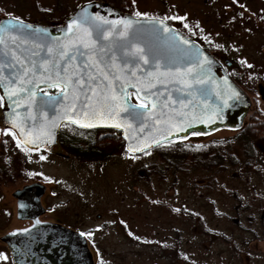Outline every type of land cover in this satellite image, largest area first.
I'll return each instance as SVG.
<instances>
[{
	"label": "rangeland",
	"instance_id": "rangeland-1",
	"mask_svg": "<svg viewBox=\"0 0 264 264\" xmlns=\"http://www.w3.org/2000/svg\"><path fill=\"white\" fill-rule=\"evenodd\" d=\"M87 2L174 23L232 64L248 107L238 128L101 162L66 150L72 126L60 132V152L26 154L9 133L0 169L13 178L3 197L23 183L46 185L44 219L102 229L100 264H264V0H0V17L56 25Z\"/></svg>",
	"mask_w": 264,
	"mask_h": 264
},
{
	"label": "water",
	"instance_id": "water-1",
	"mask_svg": "<svg viewBox=\"0 0 264 264\" xmlns=\"http://www.w3.org/2000/svg\"><path fill=\"white\" fill-rule=\"evenodd\" d=\"M102 20L107 23H102ZM121 21L131 22L126 39L120 36L125 30ZM156 25L158 23L153 20L121 14L104 2L80 5L63 26L55 28L15 18L0 19V40H3L0 44L3 126L29 151H36L41 146H53L59 129L64 125L81 130H112L119 134L125 153L132 156L191 134L238 128L248 107L246 97L222 71H217V79L214 78L207 62L194 53L182 36L176 32L167 35ZM85 29L96 43L95 58L99 67L109 73L108 79H105L96 69H81L82 72L91 71L97 77L92 81L87 76L83 77L85 84L91 86V90L88 87L83 89L91 97V102L99 107L97 101L101 96L115 93L120 98L121 106H125V103L134 105L129 98L132 93L141 104L148 103L147 110L137 105L135 110L129 108L128 112L120 111L119 116L112 119L106 115L86 117L83 113L89 109L84 107L87 103L84 95H80L73 107L72 96L62 95L60 88L59 92L51 95L38 92L39 88H51L46 82L48 74L42 65L47 62L50 66L58 59L61 51L58 45L75 39L76 35L83 36ZM109 32V39L100 38ZM134 45L145 49L149 64L140 61L137 68L135 58L126 55L134 50ZM49 48L52 49L51 53L48 52ZM154 56L163 57L160 71L169 74L159 76L157 73L158 79L164 83L148 77L156 87L137 93V89L129 87L128 82L143 88L146 74L155 72L151 63ZM82 59L77 56L73 64L80 66ZM125 61H129L127 65ZM113 62L115 66H112ZM64 63L61 61L62 67ZM133 71L135 76L131 74ZM114 75L121 78L113 79ZM137 77L140 82H137ZM109 84L111 92L108 91ZM121 86L125 88L127 96L120 92ZM92 90L98 95L93 96ZM85 123L90 126H80ZM117 123L120 127L112 126ZM36 187L40 188L39 193L42 194L43 186L39 184L25 186L21 191Z\"/></svg>",
	"mask_w": 264,
	"mask_h": 264
},
{
	"label": "flooded vegetation",
	"instance_id": "flooded-vegetation-1",
	"mask_svg": "<svg viewBox=\"0 0 264 264\" xmlns=\"http://www.w3.org/2000/svg\"><path fill=\"white\" fill-rule=\"evenodd\" d=\"M78 7L65 17L63 21L57 23L56 25H43L38 23L32 24L50 28L61 27L64 25V21L71 17ZM113 8L121 14L129 15L119 8ZM5 18L10 17H0V19ZM135 18L156 21L158 23L156 27L161 29L167 35H172L175 32L178 33L186 40L187 44L194 51V53H197L205 60V62H207L210 66L209 68L212 69L211 74L214 78L217 79V71H222L230 82L239 90V87H237L230 77L229 69L232 64L228 60L224 59L220 61L217 57H215V55L206 53L203 49H201V45L198 40L195 38L187 39L182 34L179 27H173L174 23L168 25L165 21L158 17ZM45 23L48 22L46 21ZM161 25H163V28ZM166 29H171V31H166ZM38 92L41 94L51 95L59 92V89L56 87L39 88ZM129 98L134 105L141 104L136 100L132 93L129 94ZM209 106L211 107V102L209 103ZM2 119V101L0 99V143H3L1 140L2 138H4L6 142L10 133L9 130L3 126ZM61 130L62 128L59 130L56 136V142L53 146H42L35 152L24 149L17 139H14L18 146L26 154L36 153L39 151L48 152L53 148H56L60 152L61 149L62 151L65 150L61 148ZM196 134L201 135L200 133ZM69 137L71 136L65 137L67 151L69 149L68 144H71L74 147L70 149L77 150L80 148L83 150L84 146L81 143L69 142ZM0 145L2 146V144ZM82 162L84 161H80L79 163ZM17 172L21 173L19 168L17 169ZM21 175L15 174L14 179L22 177ZM9 178H13V174L9 177L8 168H6L5 165L2 169H0V191L6 187L8 183L7 179ZM32 184H39L43 186L42 194L39 193L40 188L37 187L21 191L25 186H30ZM46 191V185L35 180L23 183L19 187L13 188L9 194V199H5L3 197V193L0 192V264H100L99 252L101 251V248L99 238L101 236L102 229L97 227H95V229H80L78 226L79 224L73 225L77 227L67 226L62 222V219H44L43 217L48 216L49 213H51V207L46 205L44 202V197L47 195Z\"/></svg>",
	"mask_w": 264,
	"mask_h": 264
},
{
	"label": "snow or ice",
	"instance_id": "snow-or-ice-1",
	"mask_svg": "<svg viewBox=\"0 0 264 264\" xmlns=\"http://www.w3.org/2000/svg\"><path fill=\"white\" fill-rule=\"evenodd\" d=\"M139 16L140 13H137ZM17 23H21L20 21H17ZM102 23H107V21H103ZM122 24L125 25V30L120 33V36L122 38H127V32L131 28V22L130 21H121ZM187 27V25H185ZM26 27H31V25H27ZM163 28V25H161ZM36 31H40V29H36ZM166 31H171V29H166ZM111 35V32H109L106 35L101 36L102 39H109ZM3 43V40H0V44ZM58 47L61 48V51L58 53V59L53 61L51 65L47 62H45L42 67L44 69V72L47 73V81L49 87H57L61 89V93L64 96L71 95L73 98V107L75 106V102L79 100L80 95H84L86 98L87 103L84 105V107L88 108V112H84V116H92L95 117L96 115H106L109 119L118 117L120 114V111L128 112L129 108L135 110L137 105H127L125 103V106H121L119 103V97L115 95V93H112L111 95L105 94L100 97V100L97 101L99 104V107H97V104H94L91 102V97L87 96V93L83 91L85 87H88L89 90H91V86L85 84V80L83 79L84 76L88 77L89 81L95 80L97 77L94 75L91 71H81V69H96L101 75L104 76L105 79H108L109 73L105 72L104 69H101L99 67V64L97 63V60L95 58L96 53V43L91 38V33L85 29L83 36L76 35L75 39H70L67 43L58 45ZM134 50L129 51L126 53V55L131 56L135 58L136 60V66L139 68V62L143 61L144 64H149V55L145 52V49L140 46H133ZM81 49H84V51H81ZM48 52L51 53L52 49L49 48ZM77 56H80L84 59L81 61V65L77 66L73 64V61L76 60ZM163 57H153V60L151 63L153 64V68L155 69V72H149L145 76V86L143 88L137 87L136 84L128 82L129 87H134L137 89V93L141 91H146L147 89L156 87V84L152 82V80L148 79V77H153L156 79L159 83H164V81L159 80L157 73L159 76H165L169 73L167 72H161V63L160 60ZM166 59V58H164ZM61 61H64L63 67L61 66ZM129 61H125V65H127ZM114 62H113V65ZM71 69V71L69 70ZM143 71L142 69H140ZM133 76H135V72L133 71L131 73ZM121 77L118 75H114L113 79L119 80ZM137 82H140V78L137 77ZM111 83V82H110ZM71 90V91H69ZM108 91L111 92V87L109 84ZM120 92L124 93L125 96H127V93L125 92V88L121 86ZM150 94V93H149ZM92 95L97 96L98 94L92 90ZM102 101V102H101ZM142 109H148V103H142L139 105ZM155 107V105H153ZM119 109V110H118ZM75 122V121H73ZM81 127H88L89 124H81ZM113 127H120V124H113ZM43 159V157H42Z\"/></svg>",
	"mask_w": 264,
	"mask_h": 264
},
{
	"label": "trees",
	"instance_id": "trees-1",
	"mask_svg": "<svg viewBox=\"0 0 264 264\" xmlns=\"http://www.w3.org/2000/svg\"><path fill=\"white\" fill-rule=\"evenodd\" d=\"M69 137V142H83L85 145L83 150L70 149L74 148L73 145L68 144V151L75 155L77 160L85 161H95L101 162L105 161L111 157L119 156L124 154L123 142L121 141L117 132L114 131H78L73 130L66 132ZM79 133V134H78ZM84 136V137H80ZM78 138H83L78 140ZM79 142V143H80ZM175 143L174 141L170 144ZM209 159L202 164H208ZM213 162H211L212 164Z\"/></svg>",
	"mask_w": 264,
	"mask_h": 264
}]
</instances>
